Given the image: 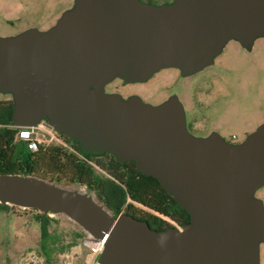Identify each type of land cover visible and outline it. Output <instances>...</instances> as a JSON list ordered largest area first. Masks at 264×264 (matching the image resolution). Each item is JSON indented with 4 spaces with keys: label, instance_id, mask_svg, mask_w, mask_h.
Here are the masks:
<instances>
[{
    "label": "water",
    "instance_id": "obj_1",
    "mask_svg": "<svg viewBox=\"0 0 264 264\" xmlns=\"http://www.w3.org/2000/svg\"><path fill=\"white\" fill-rule=\"evenodd\" d=\"M264 37V0H73L49 28L0 36V93L12 126L43 118L83 153L109 152L156 178L190 216L152 228L95 196L34 175L0 173V203L64 214L104 239L97 264H260L264 121L239 142L191 134L176 95L157 104L108 93L113 79L182 75L210 65L230 40Z\"/></svg>",
    "mask_w": 264,
    "mask_h": 264
},
{
    "label": "trees",
    "instance_id": "obj_2",
    "mask_svg": "<svg viewBox=\"0 0 264 264\" xmlns=\"http://www.w3.org/2000/svg\"><path fill=\"white\" fill-rule=\"evenodd\" d=\"M13 102L0 99V173L34 175L62 185L78 184L92 191L114 216L124 212L143 219L154 228L162 230L170 226L169 221L183 225L190 219L175 198L161 186L153 176L140 173L134 161H120L104 156L83 153L77 142L61 135L63 142L71 145H38L28 150L25 142L16 140L17 128L12 126ZM98 168L101 172L97 171ZM7 204L0 203L5 210ZM35 219L40 225L38 253L47 264L56 252L73 246L86 233L72 232V238L64 243L57 234L49 231L48 214L36 209ZM168 219V220H166Z\"/></svg>",
    "mask_w": 264,
    "mask_h": 264
},
{
    "label": "rangeland",
    "instance_id": "obj_3",
    "mask_svg": "<svg viewBox=\"0 0 264 264\" xmlns=\"http://www.w3.org/2000/svg\"><path fill=\"white\" fill-rule=\"evenodd\" d=\"M153 1L161 3L164 0ZM72 4L73 0H0V36L14 35L29 27L47 29ZM259 42L264 45V38H259ZM234 47L231 41L228 42L221 55L227 52L233 57ZM239 73L243 78L241 83L245 91L241 93L239 89L236 90V105L230 115L237 119L233 132L240 140L243 138L241 127L246 122L249 126H254L264 120V112L262 113L261 110V106L264 107V98L262 100L261 95L259 97L255 95V78L259 79V77L249 74L248 70H239ZM158 83H160L159 76H152L150 85ZM114 84L120 90H134L139 87L137 84L123 86L120 80H116ZM8 98L9 95L0 93V99ZM96 169L101 172L98 168ZM66 187L95 196L92 191L82 185L71 184ZM255 195L264 204V185L256 190ZM35 214L34 210H25L11 205H7L5 210L0 209V264H21L26 252H39L40 225L35 219ZM48 216L51 218L49 231L57 234L64 243L71 240L72 232L82 231L75 221L64 214H48ZM88 239L89 236L86 234L69 249L56 252L49 264H64L65 258L72 260L75 264H97L98 255L95 256L85 243ZM259 256L260 264H264V243L260 244Z\"/></svg>",
    "mask_w": 264,
    "mask_h": 264
},
{
    "label": "flooded vegetation",
    "instance_id": "obj_4",
    "mask_svg": "<svg viewBox=\"0 0 264 264\" xmlns=\"http://www.w3.org/2000/svg\"><path fill=\"white\" fill-rule=\"evenodd\" d=\"M142 1L153 4L173 2V0H164L161 3L153 0ZM259 38L264 37L256 38L248 48L242 46L241 43L236 40H230L235 46L233 48V57L227 52L221 55L224 47L222 52L214 58L210 65L205 66L195 73L182 75L177 68H162L152 75L159 76L160 83L158 84L150 85L152 76L146 81L131 83H125L121 79L115 78L105 85V91L108 93L117 92L121 94L123 98H127L130 95H137L144 102H149L151 104L162 102L170 95L174 94L184 107L186 126L191 134L198 137H205L216 132L227 141L239 142L264 121L262 120L254 126H249V123L246 122V124L241 127L243 138L239 140L237 134L233 132V127L237 119L230 115L236 105V90L239 89L241 93L245 91V87L241 83V79L243 80V78L240 73L238 74L239 70H248V72H250L249 74L259 77V79L255 78V95L256 97L261 95L262 100L264 98V45L259 42ZM116 80H120L123 86L137 84L139 87L134 90H120L116 87V84H114ZM261 110L263 113V106H261ZM41 122L47 124V119L43 118ZM56 132L60 137H62L61 135L64 136V134L58 131ZM87 154L104 156L113 160L118 159L109 152ZM169 222L171 225L167 228L174 226V224L180 225L173 221ZM154 229L161 228L155 225Z\"/></svg>",
    "mask_w": 264,
    "mask_h": 264
},
{
    "label": "built area",
    "instance_id": "obj_5",
    "mask_svg": "<svg viewBox=\"0 0 264 264\" xmlns=\"http://www.w3.org/2000/svg\"><path fill=\"white\" fill-rule=\"evenodd\" d=\"M18 129L16 140L25 142L28 150H35L38 145H64L71 149V145L64 143L56 130L44 122H39L36 126L15 127ZM91 252L97 256L103 249L104 239H95L89 237L85 241ZM21 264H47L43 257L34 251H28L22 258ZM64 264H75L72 260L65 258Z\"/></svg>",
    "mask_w": 264,
    "mask_h": 264
}]
</instances>
